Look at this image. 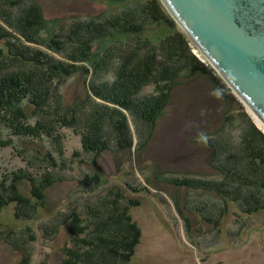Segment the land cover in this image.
<instances>
[{
	"label": "rangeland",
	"instance_id": "rangeland-1",
	"mask_svg": "<svg viewBox=\"0 0 264 264\" xmlns=\"http://www.w3.org/2000/svg\"><path fill=\"white\" fill-rule=\"evenodd\" d=\"M37 1L45 17L57 23V32L75 21L109 15L118 9L107 0ZM160 1L175 27L162 21L132 31V41L121 43V53L147 54L151 46L155 52L165 44L177 46L174 40H179L180 33L201 62L200 67L185 71L172 85L168 105L156 123L147 119L135 122L120 108L127 113L133 146L118 148L114 142L111 149L96 155L84 150L82 136L73 128L64 129L63 159L59 157L60 172L56 173L63 179L47 192L43 202L32 197L31 185L23 181L20 190L31 197L36 208L31 219L18 218L14 202L0 212V264H22L24 248L30 253L29 264H61L63 247L70 239L65 222L68 215L83 210L89 202L116 196L114 192L119 190L126 200L133 201L130 214L142 232L133 264H264V208L244 209L237 194L235 198L237 185L244 194L257 190V186L239 178L233 184V175L228 174L239 171L235 160L243 151V135L250 119L263 134L264 127ZM124 35L119 31L117 36ZM148 42L151 46L143 49ZM26 43L45 48L41 42ZM0 45L4 41L0 40ZM217 86L225 90L222 99L209 95ZM84 87V74L78 72L67 82V101L84 95ZM162 91L163 84H147L142 94L159 95ZM201 131L212 137L207 146L196 143ZM48 139L28 138L17 147L0 148V179L30 165L37 167L35 172L47 166V145L52 147ZM84 171L101 175L100 192L95 196L87 197L81 181ZM91 180L87 177V182ZM259 184L264 189V178ZM259 195L264 201V192ZM12 239L18 240L21 248H15Z\"/></svg>",
	"mask_w": 264,
	"mask_h": 264
},
{
	"label": "trees",
	"instance_id": "trees-1",
	"mask_svg": "<svg viewBox=\"0 0 264 264\" xmlns=\"http://www.w3.org/2000/svg\"><path fill=\"white\" fill-rule=\"evenodd\" d=\"M107 1L118 9L109 15L75 21L57 32V23L45 17L37 0H0V40L4 41L0 45V148L17 147L35 137L49 138L52 144L47 145V166L35 172L37 167L30 165L0 179V212L14 202L16 216L31 219L36 208L31 197L20 190L23 181L31 185L32 197L43 202L47 192L63 179L56 173L60 172L59 157H63L64 129L73 128L82 136L84 150L96 155L111 149L114 142L118 148L133 146L126 114L134 121L156 123L168 105L172 85L185 71L200 67L201 62L180 33L179 40H174L177 46L165 44L155 52L148 42L143 46H151L147 54L121 53L120 45L132 41V31L162 21H168L172 28L176 24L160 0ZM119 31L125 35L117 36ZM26 41L41 42L44 49L60 54ZM78 72L84 74L85 94L69 102L64 90ZM147 84H163L165 91L142 94ZM222 85L229 90L224 82ZM250 120L243 135V151L239 150L235 160L239 171L228 174L233 175V184L238 178L242 183L256 184L257 190L246 194L237 185L235 198L237 194L244 209L258 211L264 208L259 195L264 192L259 184L264 178V134ZM83 176L87 197L98 194L101 175L84 171ZM114 195L89 202L83 210L68 215L65 222L70 239L63 247L61 264H133L142 232L130 214L133 201L126 200L121 190ZM10 242L17 249L22 246L18 240ZM23 253L22 264H29L30 253L25 248Z\"/></svg>",
	"mask_w": 264,
	"mask_h": 264
},
{
	"label": "water",
	"instance_id": "water-1",
	"mask_svg": "<svg viewBox=\"0 0 264 264\" xmlns=\"http://www.w3.org/2000/svg\"><path fill=\"white\" fill-rule=\"evenodd\" d=\"M162 2L264 123V0Z\"/></svg>",
	"mask_w": 264,
	"mask_h": 264
},
{
	"label": "clouds",
	"instance_id": "clouds-1",
	"mask_svg": "<svg viewBox=\"0 0 264 264\" xmlns=\"http://www.w3.org/2000/svg\"><path fill=\"white\" fill-rule=\"evenodd\" d=\"M228 71H229V75H231V71L230 70ZM232 80L235 81L236 77L232 76ZM209 95L215 97L216 99H222L223 96L225 95V90L224 88L217 86L215 88L210 89ZM202 114H203V110H202ZM211 139L212 137H210L206 132L203 131L199 132L195 137L196 143L202 144L204 146H207Z\"/></svg>",
	"mask_w": 264,
	"mask_h": 264
},
{
	"label": "bare ground",
	"instance_id": "bare-ground-1",
	"mask_svg": "<svg viewBox=\"0 0 264 264\" xmlns=\"http://www.w3.org/2000/svg\"><path fill=\"white\" fill-rule=\"evenodd\" d=\"M251 112H252V110H251ZM253 113H254L255 117L257 118V121L259 122V124L264 127L263 121L257 116V114H255V112H253Z\"/></svg>",
	"mask_w": 264,
	"mask_h": 264
}]
</instances>
